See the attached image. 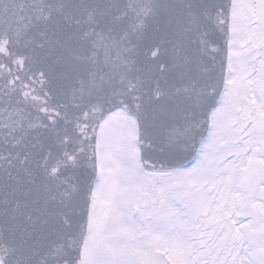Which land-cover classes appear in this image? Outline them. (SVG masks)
Instances as JSON below:
<instances>
[{
	"label": "snow or ice",
	"instance_id": "6c2138e0",
	"mask_svg": "<svg viewBox=\"0 0 264 264\" xmlns=\"http://www.w3.org/2000/svg\"><path fill=\"white\" fill-rule=\"evenodd\" d=\"M0 264H264V0H0Z\"/></svg>",
	"mask_w": 264,
	"mask_h": 264
}]
</instances>
